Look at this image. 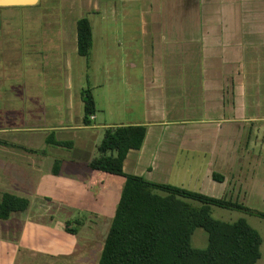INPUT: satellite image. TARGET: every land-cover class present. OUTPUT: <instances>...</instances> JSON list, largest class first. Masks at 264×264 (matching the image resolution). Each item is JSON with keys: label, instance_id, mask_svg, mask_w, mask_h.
<instances>
[{"label": "crops", "instance_id": "obj_1", "mask_svg": "<svg viewBox=\"0 0 264 264\" xmlns=\"http://www.w3.org/2000/svg\"><path fill=\"white\" fill-rule=\"evenodd\" d=\"M68 2L73 5L72 0L62 1L59 28L51 35L66 57L78 52V20L89 14L86 11L91 7L84 8L88 0H81L80 12L74 6L68 10ZM30 6L5 5L0 11ZM146 12L140 120L100 125L95 113L91 123L85 124L84 112L77 126L69 123L31 134L0 129V136L7 139L0 137L5 141L0 143V200L5 192L29 200L27 209L0 219V264L1 251L8 247L10 264H27L37 254H44L46 260L57 257L65 263L84 264L64 259L75 252L79 231L68 232L67 225L75 228L72 222L82 225L83 221L77 218L56 226L48 208L57 204L53 199L63 207H75L70 208L74 212L79 209L80 215L114 216L125 176L89 167L101 129L110 126H147L141 148L131 149L124 159L123 171L127 174L172 184L167 175L177 166L181 181L189 176L225 186L230 193L225 199L243 203L242 191H257L264 196V156L250 150L253 141L247 143L254 128L264 121V0H149ZM93 46L94 34L89 54H78L89 58ZM72 106L70 100V118ZM95 106L97 111L96 100ZM51 133L59 144L47 141ZM8 143L43 149L46 154L22 159L21 152L6 149ZM6 166L14 168L13 180L4 175ZM214 173L223 179L216 180ZM180 185L184 183L178 182ZM86 190L94 195L101 193L95 208L86 201L90 194ZM41 200L46 203L44 208H36ZM37 213L40 218L34 216ZM43 223L56 227L57 238L38 228ZM22 253L24 258L20 260ZM46 260L40 263L47 264Z\"/></svg>", "mask_w": 264, "mask_h": 264}, {"label": "rangeland", "instance_id": "obj_2", "mask_svg": "<svg viewBox=\"0 0 264 264\" xmlns=\"http://www.w3.org/2000/svg\"><path fill=\"white\" fill-rule=\"evenodd\" d=\"M62 1L39 0L30 8L10 7L0 11V129L31 134L69 123L77 126L84 116V89H91L95 97L97 124L140 120L144 98L141 85L145 78L143 15L147 14L149 0H88L84 8L91 6L86 11L89 13L86 16L91 21L94 34V46L89 58L80 56L76 50L70 57H66L64 49L52 40V33L56 34L59 28ZM72 1L73 5L68 2L65 8L69 10L74 6L80 12L81 0ZM70 22L72 25V21ZM70 29L72 28L69 27V31ZM70 100L73 105L71 118L68 116ZM104 131V128L101 129L95 146L93 145V156L98 154L96 145L102 139ZM247 140L249 144L253 141L250 150L254 154L262 152L264 156V121L254 128L253 137ZM8 141L16 143L13 140ZM9 143L6 149L21 152L22 159L35 154H46L43 149H30ZM73 153L75 156H81L79 152ZM5 168L4 175L13 180L14 168ZM179 170L176 166L168 173L172 184L178 185V182H181L184 183L183 187L189 190L219 198H230L227 188L220 186L218 182L200 181L189 176L181 181ZM86 192L90 193L86 201L95 208L101 193L94 195L91 190ZM240 200L247 207L264 212V196L259 195L257 191H242ZM51 201L57 203L48 208L49 217H53L56 226L77 218L83 221L82 225L78 221L72 222L79 230L78 242L75 252L64 259L98 264L113 218L111 213L80 215L77 212L79 209L73 211L75 207L70 209L61 206L58 201ZM190 201L199 205L198 201ZM41 202L36 208H44L46 203L44 200ZM211 213L214 218L228 222L236 221L240 217L246 218L261 235L262 256L257 264H264L263 218L217 206H212ZM34 216L40 218V213ZM43 225H38V228L48 230L50 236L57 238L59 232L55 226L45 223ZM0 239L2 241L1 236ZM191 244L196 248H205L208 244L207 231L202 227L195 228L191 235ZM10 254V247L1 251L3 264H10ZM43 256L44 254L33 255L34 259L27 260V264H45L40 263L41 260H46ZM21 258H24L23 253L20 254V260ZM49 260H46L47 264H69L57 257ZM19 263L20 261H17L16 264Z\"/></svg>", "mask_w": 264, "mask_h": 264}, {"label": "trees", "instance_id": "obj_3", "mask_svg": "<svg viewBox=\"0 0 264 264\" xmlns=\"http://www.w3.org/2000/svg\"><path fill=\"white\" fill-rule=\"evenodd\" d=\"M92 45V25L85 16L78 20L79 54L88 55ZM82 99L84 123L90 124L91 116L96 113L90 89L82 91ZM146 132L147 126L142 124L107 127L96 145L98 154L89 162L93 170L126 178L98 264H257L262 256L259 232L244 217L233 222L223 221L214 218L211 210L217 206L263 219L264 212L238 201L150 181L123 171L127 153L141 148ZM47 141L60 143L52 133ZM0 143L5 141L0 139ZM54 171H57L56 163ZM213 177L223 179L218 173ZM190 200L198 201L199 205ZM28 206L27 198L5 192L0 200V219H8L12 212L23 211ZM197 227L208 233L205 248L191 244V235ZM66 230L77 232L68 225Z\"/></svg>", "mask_w": 264, "mask_h": 264}, {"label": "water", "instance_id": "obj_4", "mask_svg": "<svg viewBox=\"0 0 264 264\" xmlns=\"http://www.w3.org/2000/svg\"><path fill=\"white\" fill-rule=\"evenodd\" d=\"M39 0H0V6L5 5H35Z\"/></svg>", "mask_w": 264, "mask_h": 264}]
</instances>
